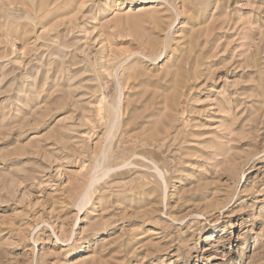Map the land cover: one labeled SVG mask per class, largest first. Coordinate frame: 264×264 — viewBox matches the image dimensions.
Returning <instances> with one entry per match:
<instances>
[{"label": "rangeland", "instance_id": "374dc122", "mask_svg": "<svg viewBox=\"0 0 264 264\" xmlns=\"http://www.w3.org/2000/svg\"><path fill=\"white\" fill-rule=\"evenodd\" d=\"M0 264H264V0H0Z\"/></svg>", "mask_w": 264, "mask_h": 264}]
</instances>
